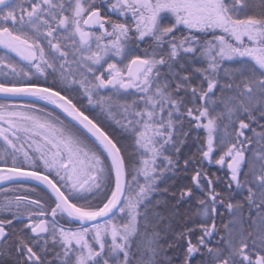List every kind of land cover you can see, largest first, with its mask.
<instances>
[{
	"label": "snow or ice",
	"instance_id": "obj_1",
	"mask_svg": "<svg viewBox=\"0 0 264 264\" xmlns=\"http://www.w3.org/2000/svg\"><path fill=\"white\" fill-rule=\"evenodd\" d=\"M250 6L0 0V264H264V0ZM197 189L180 230L171 209Z\"/></svg>",
	"mask_w": 264,
	"mask_h": 264
},
{
	"label": "trees",
	"instance_id": "obj_2",
	"mask_svg": "<svg viewBox=\"0 0 264 264\" xmlns=\"http://www.w3.org/2000/svg\"><path fill=\"white\" fill-rule=\"evenodd\" d=\"M254 6H250L249 9L247 10L249 13H253V12H259L260 10V0H253ZM147 46V44H146ZM255 127V125H254ZM195 143L192 141V139L190 138L187 145L183 148V152H182V157H181V164L183 162L184 158H187L189 156L192 155L193 152H195ZM206 170L209 173V175L215 180L217 178H219L220 182L216 185V187L219 188H223L224 187V182L226 181V177L224 174V170H221L219 168V166L216 165H206ZM193 174V167L190 166L188 168V170L185 172L183 170V168L181 167L175 174L174 177H172V179L168 180L167 183L169 185H174V190L178 191L180 188L185 187V186H189V187H194L192 185L191 182V176ZM163 187V185H162ZM200 194V191L197 189L195 190V195L194 197ZM201 195V194H200ZM199 195V196H200ZM241 195H238L236 193H233V199L237 200L238 198H240ZM194 197L191 201H184L179 203L175 208H172L171 210L175 211V209H178L179 211V216L182 217L183 219L180 220V225H181V229L183 230V225L187 224L188 227L193 228L194 225L197 226V224H195V217L191 218L192 216V209L193 206L190 205L191 202H195ZM194 200V201H193ZM170 206L175 204L174 201H170ZM197 204V202H196ZM189 205V206H188ZM184 209L182 212L180 209ZM190 211H191V215H190ZM177 212V211H175ZM220 213L222 215H218L216 217V223L217 226L221 229H223V226L226 224V221L231 219L230 215L227 212L226 208H220ZM193 219V220H192ZM193 224V226H192ZM75 227V226H74ZM200 233L198 231L193 233V240H195V237L198 236ZM182 243V242H181ZM170 256L173 257H177L180 256L182 258V249L178 248L177 250H173L169 253ZM200 257L197 256L194 260H193V264H200ZM175 264H180L179 260L175 261Z\"/></svg>",
	"mask_w": 264,
	"mask_h": 264
},
{
	"label": "rangeland",
	"instance_id": "obj_3",
	"mask_svg": "<svg viewBox=\"0 0 264 264\" xmlns=\"http://www.w3.org/2000/svg\"><path fill=\"white\" fill-rule=\"evenodd\" d=\"M141 47H147L146 46V44H143V45H141ZM122 143L124 144V145H128L130 142L128 141V140H123L122 141ZM195 149H196V147H195ZM129 151H131V149L129 148ZM201 194V193H200ZM200 194H197L195 197H194V200H195V202H191L190 203V205L191 206H193V209H192V216H191V218H194L195 217V224H198V222H199V220H200V217L199 216H197V211H198V204H196V202H197V200H196V197H199V195ZM3 195V193H0V196H2ZM239 199H241V196H240V198H238L237 200H239ZM193 200V201H194ZM189 206V205H188ZM181 210V212L184 210V209H180ZM175 211H177V213H179V211H178V209H175ZM190 215H191V211H190ZM193 220V219H192ZM230 221V219L229 220H227L226 221V223H228ZM192 226H193V224H192ZM196 227V225H194L193 226V228H195ZM199 232V231H198Z\"/></svg>",
	"mask_w": 264,
	"mask_h": 264
},
{
	"label": "water",
	"instance_id": "obj_4",
	"mask_svg": "<svg viewBox=\"0 0 264 264\" xmlns=\"http://www.w3.org/2000/svg\"><path fill=\"white\" fill-rule=\"evenodd\" d=\"M0 187H3V185H0Z\"/></svg>",
	"mask_w": 264,
	"mask_h": 264
},
{
	"label": "flooded vegetation",
	"instance_id": "obj_5",
	"mask_svg": "<svg viewBox=\"0 0 264 264\" xmlns=\"http://www.w3.org/2000/svg\"><path fill=\"white\" fill-rule=\"evenodd\" d=\"M0 51H2V50H0ZM74 227V226H73Z\"/></svg>",
	"mask_w": 264,
	"mask_h": 264
}]
</instances>
